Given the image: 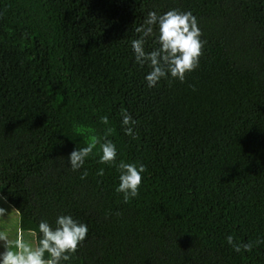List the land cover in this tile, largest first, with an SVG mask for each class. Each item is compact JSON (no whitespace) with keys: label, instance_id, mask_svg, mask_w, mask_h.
<instances>
[{"label":"trees","instance_id":"trees-1","mask_svg":"<svg viewBox=\"0 0 264 264\" xmlns=\"http://www.w3.org/2000/svg\"><path fill=\"white\" fill-rule=\"evenodd\" d=\"M173 8L206 43L183 83L150 89L133 29ZM105 139L112 164L98 162ZM93 141L73 172L69 153ZM120 160L146 168L127 203ZM0 200L34 245L41 219L87 224L71 264H264V243L226 241L264 238V0H0Z\"/></svg>","mask_w":264,"mask_h":264},{"label":"clouds","instance_id":"clouds-1","mask_svg":"<svg viewBox=\"0 0 264 264\" xmlns=\"http://www.w3.org/2000/svg\"><path fill=\"white\" fill-rule=\"evenodd\" d=\"M133 31L138 34L130 42L134 62L148 67L149 71L144 76L148 88L157 87L162 80L183 83L186 75L198 68L206 41L202 39V31L192 12L176 8L164 13L150 10L143 23L134 27ZM100 120L108 123L106 116L100 117ZM136 123L126 109L121 110L122 131L133 140L138 138L134 131ZM96 143L93 141L69 153L68 163L73 172L83 168ZM99 148V163L112 164L116 161L117 147L111 140L105 139ZM115 166L119 172L115 191L123 194V201L127 203L138 195L146 168L142 163L124 160ZM103 174L104 170L98 169L97 175ZM87 175L88 171L84 169L80 179L84 180ZM0 216H5L3 207H0ZM37 227L39 239L35 245L25 242L19 232L15 239H10L7 231H0V248L3 249L0 251V264H71L78 246L85 241L89 232L87 224L70 214L57 215L53 224L41 219ZM226 241L233 251L240 253L242 250L250 252L254 245L264 243V238L243 242L227 235Z\"/></svg>","mask_w":264,"mask_h":264},{"label":"rangeland","instance_id":"rangeland-1","mask_svg":"<svg viewBox=\"0 0 264 264\" xmlns=\"http://www.w3.org/2000/svg\"><path fill=\"white\" fill-rule=\"evenodd\" d=\"M0 207L5 209V216H0V231H7L10 239H15L17 232H19L20 216L13 207L6 204L4 201L1 202L0 200ZM1 250L2 248H0V251Z\"/></svg>","mask_w":264,"mask_h":264},{"label":"crops","instance_id":"crops-1","mask_svg":"<svg viewBox=\"0 0 264 264\" xmlns=\"http://www.w3.org/2000/svg\"><path fill=\"white\" fill-rule=\"evenodd\" d=\"M19 234L22 236V234L20 233V231H19ZM2 250H3V249H2ZM2 250H1V251H2Z\"/></svg>","mask_w":264,"mask_h":264}]
</instances>
